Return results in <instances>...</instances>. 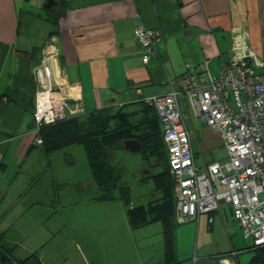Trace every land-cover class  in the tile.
<instances>
[{
	"label": "crops",
	"instance_id": "obj_1",
	"mask_svg": "<svg viewBox=\"0 0 264 264\" xmlns=\"http://www.w3.org/2000/svg\"><path fill=\"white\" fill-rule=\"evenodd\" d=\"M46 2L0 0V180L11 179V186L26 182L24 165L29 178L44 160L32 116L41 72L49 73L54 86L78 83L79 100L69 108L82 114L132 110L168 94L177 87L172 80L184 74L204 82L218 78L237 33L245 34L251 51L264 60V0H58L63 5L56 6L57 14L45 9ZM43 9L51 13L44 15ZM39 17L44 18L39 22ZM142 26L159 38L145 63L136 39ZM179 105L193 131L197 166L224 163L222 135L202 121L187 96ZM229 210L221 203L185 228L177 226L170 260L163 224L140 228L143 246L149 247L139 264H246L239 259L250 242Z\"/></svg>",
	"mask_w": 264,
	"mask_h": 264
},
{
	"label": "built area",
	"instance_id": "obj_2",
	"mask_svg": "<svg viewBox=\"0 0 264 264\" xmlns=\"http://www.w3.org/2000/svg\"><path fill=\"white\" fill-rule=\"evenodd\" d=\"M136 35L146 52L143 60L149 62L159 40L157 32L142 26ZM40 81L42 86L34 96L37 122L39 117L55 123L78 115L69 108L70 102L79 100L78 84L54 86L48 72H41ZM172 84L177 87L147 102L155 107L162 125L177 221L195 220L225 202L233 210L243 240L253 247L264 245V60L251 51L247 36L237 33L218 78L204 82L184 74ZM183 96L202 121L222 135L227 152L224 163L204 167L195 163L193 131L185 125L179 105ZM44 123L48 124H36V130Z\"/></svg>",
	"mask_w": 264,
	"mask_h": 264
},
{
	"label": "rangeland",
	"instance_id": "obj_3",
	"mask_svg": "<svg viewBox=\"0 0 264 264\" xmlns=\"http://www.w3.org/2000/svg\"><path fill=\"white\" fill-rule=\"evenodd\" d=\"M51 12L42 10L44 15ZM43 18L39 17V22ZM52 52L50 48L49 56ZM67 83L78 84L74 79ZM230 106L236 110L234 100L230 101ZM39 119L48 122L41 127L54 122L44 117ZM40 122L34 118V125ZM110 160L120 168L121 186L128 187V206L117 191L114 197L118 201L96 200L100 191L93 180L85 149L80 145L44 156L29 178L30 169L24 165L26 182L19 186H11V179L8 182L0 180L3 189L0 218L5 215L0 231L7 230L11 245L16 247L10 256L13 263L37 253L40 264H139L149 246H143L141 229L131 228L126 211L156 202L160 194L150 176L161 173L162 168L147 166L140 154L124 149L111 150ZM30 181L33 182L25 189ZM189 222L178 225V229L185 228ZM250 249L253 248L248 247L242 253L241 263L250 262L253 257Z\"/></svg>",
	"mask_w": 264,
	"mask_h": 264
},
{
	"label": "trees",
	"instance_id": "obj_4",
	"mask_svg": "<svg viewBox=\"0 0 264 264\" xmlns=\"http://www.w3.org/2000/svg\"><path fill=\"white\" fill-rule=\"evenodd\" d=\"M62 5V3L58 4V7ZM51 11L56 14L58 12L56 6ZM143 52L146 53L144 49ZM36 135L41 141L38 145L45 158L55 151L73 145L82 146L86 152L93 180L97 183L100 191L96 200L99 202L118 201L114 197V192L117 191L120 192V199L125 202L126 206L130 205L128 187L121 186L120 168L112 164L110 151L125 150L124 143L126 141L137 140L141 145V151L138 154L145 161V165L162 168L161 173L150 176L154 178L155 190L159 192L160 196L156 202L149 203L146 207L140 205L128 208L127 219L132 229H140L152 223L161 222L164 226L166 256L169 260L171 259L175 229L184 223L177 221L173 198V179L169 172L168 157L162 137V125L152 104L142 102L132 110H128L126 107L117 110L102 108L90 113H83L49 126H43L36 131ZM4 217L0 218V223L4 221ZM9 240L7 230L0 232V256H6V264H15L10 256L14 254L16 247L12 246ZM248 247L251 248V246ZM249 251L253 252V257L248 264H264V246ZM17 264H40V259L37 253H33L25 260H18Z\"/></svg>",
	"mask_w": 264,
	"mask_h": 264
},
{
	"label": "water",
	"instance_id": "obj_5",
	"mask_svg": "<svg viewBox=\"0 0 264 264\" xmlns=\"http://www.w3.org/2000/svg\"><path fill=\"white\" fill-rule=\"evenodd\" d=\"M57 5V2L55 0H48L45 4V9H51L54 6ZM124 148L126 151L131 153H137L141 151V145L137 142V140H128L124 143ZM230 214L233 216V210L230 208L229 210ZM7 262L6 256L2 255L0 256V263L4 264Z\"/></svg>",
	"mask_w": 264,
	"mask_h": 264
},
{
	"label": "clouds",
	"instance_id": "obj_6",
	"mask_svg": "<svg viewBox=\"0 0 264 264\" xmlns=\"http://www.w3.org/2000/svg\"><path fill=\"white\" fill-rule=\"evenodd\" d=\"M39 89V88H38ZM37 89V90H38ZM34 110H35V103H34V109H33V113H32V116H34ZM83 114V113H82ZM78 115H80V114H78ZM76 116V115H75ZM72 117H74V116H72ZM72 117H69V118H72ZM33 120H34V117H33ZM36 125H35V133H36ZM37 141H38V137H37ZM39 143V142H38ZM41 143V142H40ZM245 242H250V241H245ZM250 246L252 247V242H250ZM253 248V250L254 249H257L258 247H252ZM252 250V249H251ZM247 251V250H246Z\"/></svg>",
	"mask_w": 264,
	"mask_h": 264
},
{
	"label": "bare ground",
	"instance_id": "obj_7",
	"mask_svg": "<svg viewBox=\"0 0 264 264\" xmlns=\"http://www.w3.org/2000/svg\"><path fill=\"white\" fill-rule=\"evenodd\" d=\"M173 80H175V79H173ZM137 153H139V152H137ZM213 177H215V174H213L212 175ZM249 176V175H248ZM219 177H220V175H219ZM222 203H225V202H222ZM196 220V219H195ZM262 246H264V245H262ZM262 246L261 245H258V248H262Z\"/></svg>",
	"mask_w": 264,
	"mask_h": 264
},
{
	"label": "flooded vegetation",
	"instance_id": "obj_8",
	"mask_svg": "<svg viewBox=\"0 0 264 264\" xmlns=\"http://www.w3.org/2000/svg\"><path fill=\"white\" fill-rule=\"evenodd\" d=\"M47 1H48V0H47ZM55 1L57 2V5H58V1H57V0H55ZM46 3H47V2H46ZM57 5H56V6H57ZM54 7H55V6H54ZM51 9H52V8H51Z\"/></svg>",
	"mask_w": 264,
	"mask_h": 264
}]
</instances>
